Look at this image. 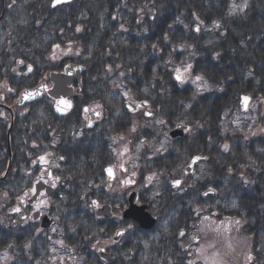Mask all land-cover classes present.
Instances as JSON below:
<instances>
[{"label": "trees", "instance_id": "trees-1", "mask_svg": "<svg viewBox=\"0 0 264 264\" xmlns=\"http://www.w3.org/2000/svg\"><path fill=\"white\" fill-rule=\"evenodd\" d=\"M146 4L156 11L153 19L127 0H74L55 9L51 0H0V103L14 99L6 86L14 94L33 87L67 60L85 66L86 103L101 102L112 117L132 116L123 110L114 84L125 81L163 117L193 126L179 146L207 158L206 174L203 181H192L189 191L155 200L166 230L151 236L154 228L143 245L134 235L114 250L109 264H188L185 244L191 230L199 234L198 244L206 245L204 264H264V134L244 136L223 127L224 114L239 109L243 94L252 95L259 117L263 114L264 0ZM126 26L132 30H122ZM178 63L186 64L191 76L205 77L211 91L180 89L173 70ZM7 115L15 123L10 131L0 121V252L12 242L16 264H36L31 257L48 252V245L33 242L34 230L21 226L19 214H9L8 203L30 191L32 169L39 172L41 156L51 150L64 163L62 176L69 185L72 181L62 190L73 196L87 190L94 176L101 180L99 162L107 160V152L93 143H74L83 117L78 102L61 114L47 97L16 105ZM178 159L168 155L157 166L175 168ZM209 186L219 194L203 195ZM87 208V201L74 199L78 212L63 217L73 230L67 240L84 259L79 264H101L92 247L110 228L102 229ZM196 216L205 224L196 223Z\"/></svg>", "mask_w": 264, "mask_h": 264}, {"label": "water", "instance_id": "water-1", "mask_svg": "<svg viewBox=\"0 0 264 264\" xmlns=\"http://www.w3.org/2000/svg\"><path fill=\"white\" fill-rule=\"evenodd\" d=\"M69 0H60L59 3H57V0L54 1V4H60L62 2H66ZM131 4L133 5H140L142 7H145L144 2L146 0H129ZM83 71V68L78 65H72L69 64L66 66L63 72L60 73H52L51 77L54 82V86L52 89H50L46 84H42L39 87L35 88L34 90L24 92L22 95L23 101H34L40 98V96L44 92H48L53 98H55L58 102V109L61 112H65L69 107L70 103L67 101V97L72 96V88H69L67 85L70 83L74 84H81L80 82V73ZM78 99H82L80 95L75 96ZM247 98V100H245ZM248 97L243 98V107L246 108L249 102ZM131 104L127 103L126 108H131ZM182 126H178L177 130H182ZM132 202V201H131ZM109 206H105L101 211L103 213H108ZM145 207H135L134 205H131L130 209L126 211V216L133 217L140 221V224L143 227H151L154 224V219H152L145 211ZM109 214H107V217ZM119 234V232L117 233ZM101 257L104 263H107L109 261V255L104 252V250L101 251Z\"/></svg>", "mask_w": 264, "mask_h": 264}, {"label": "flooded vegetation", "instance_id": "flooded-vegetation-1", "mask_svg": "<svg viewBox=\"0 0 264 264\" xmlns=\"http://www.w3.org/2000/svg\"><path fill=\"white\" fill-rule=\"evenodd\" d=\"M90 118L94 119V117H90ZM7 122H8V120H6V124H7ZM9 123L11 124V131H12L14 123H15V117H13V118L11 117L10 120H9ZM26 124H27V120H26ZM24 130H27V129L25 128ZM130 132H133V130L132 129H128L126 131V135H128ZM125 152H126V147H119L118 150L115 152V154L119 153V155L117 154L118 155L117 158L120 159V162L113 164V167H114L113 181L114 182H122L124 180L123 174H124L125 168L122 166V163L124 162L125 157H126ZM46 158H47L46 155L41 156V159L39 160V163H42L43 160H46ZM36 179L41 180L43 182H47V180H48V178L46 176L41 177V173H40V176L38 175L36 177ZM132 183L134 185H137V180L133 181ZM97 195L99 196V198H97V199L100 202L104 203V201L108 200V198L105 197V194H97ZM142 195L143 196L145 195V191L144 190H140V193H139V199L140 200H141L140 197ZM27 205L31 207L30 208L31 211L33 210V208L34 209H38V208L41 207L40 210L43 213H48V211H51L52 207H53V205L51 204V198H49L46 195H44L42 197H38L37 199L35 198L34 200H29L27 202ZM9 212H11V210H9ZM115 212H116V209L114 210V214H115ZM44 215H47V214H44ZM40 218L41 217H39V216H33V220H30L28 223L37 225L39 223ZM33 232H34L33 242H35V241L40 239L41 230L37 229V231H33Z\"/></svg>", "mask_w": 264, "mask_h": 264}, {"label": "rangeland", "instance_id": "rangeland-1", "mask_svg": "<svg viewBox=\"0 0 264 264\" xmlns=\"http://www.w3.org/2000/svg\"><path fill=\"white\" fill-rule=\"evenodd\" d=\"M236 119H237V125L239 124V126H240V129L242 128V129H244V126H245V123H246V121H250V117H236ZM250 125H251V123H250ZM246 126H247V123H246ZM256 126V125H255ZM254 126V127H255ZM253 128V126H249L247 129H250V128ZM146 145H144V147H145ZM153 146V144L150 146V147H152ZM141 156H139V158H138V162H140V163H142L141 162V158H143V157H141ZM145 159V158H144ZM137 164V163H136ZM204 166L202 165L201 167H199L198 169L199 170H201V168H203ZM199 170H198V172H199ZM197 172V173H198ZM164 178L165 177H162V176H158V179H155V181L153 182V183H151L150 185H149V188L150 187H153L152 189V194H151V196L152 197H154L157 193H161L162 191H163V189H164V184H163V181H164ZM119 217V216H118ZM106 242V239H102L101 241H100V244L101 245H104V244H107V243H105ZM108 243H112L110 240H108L107 241ZM57 252V253H56ZM56 252H54V255H53V264H60V262H61V260L62 259H66V262H64V264H73V263H75L76 262V258H73V257H71V256H69V255H67V253H65V254H62V252H60L59 250H57ZM68 256L69 257H71L70 259H68ZM82 259V258H81ZM55 260L57 261V262H55ZM86 261V260H85ZM84 261V262H85Z\"/></svg>", "mask_w": 264, "mask_h": 264}, {"label": "snow or ice", "instance_id": "snow-or-ice-1", "mask_svg": "<svg viewBox=\"0 0 264 264\" xmlns=\"http://www.w3.org/2000/svg\"><path fill=\"white\" fill-rule=\"evenodd\" d=\"M60 2V0H57V3H59ZM198 30V29H197ZM190 67V66H189ZM179 78V77H178ZM199 79V78H198ZM245 100H247V98H245ZM109 173L111 174V169H109ZM177 183H179V182H177Z\"/></svg>", "mask_w": 264, "mask_h": 264}]
</instances>
